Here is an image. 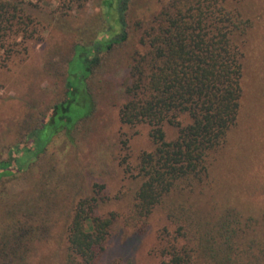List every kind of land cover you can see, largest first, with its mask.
<instances>
[{"label":"trees","instance_id":"trees-1","mask_svg":"<svg viewBox=\"0 0 264 264\" xmlns=\"http://www.w3.org/2000/svg\"><path fill=\"white\" fill-rule=\"evenodd\" d=\"M87 1L0 0V70L13 55L43 41L54 20L79 12ZM94 1L101 28L71 42L70 57H62L59 99L36 123L27 115L17 125L18 141L0 161V178L25 172L58 134L72 141L78 123L91 114L88 78L105 57L136 38L124 57L126 99L117 116L122 125L146 126L152 148L132 168L125 166L137 187L122 215L124 226L142 229L152 209L177 193L179 202L165 211L174 230L161 237L159 264H264V223L260 229L255 219L227 209L201 229L188 200L182 201L204 184L209 160L226 143L238 115L241 47L250 27L237 9L240 0H157L155 14L132 23V0ZM49 63L47 55L44 68ZM163 126L175 130L169 141ZM101 194L103 186L94 184L91 195L73 206L64 230L67 264H95L103 250L118 215L95 214ZM56 199L55 191L42 190L24 202L27 212L17 214L16 207L1 215L0 264H27L31 245L50 233Z\"/></svg>","mask_w":264,"mask_h":264},{"label":"rangeland","instance_id":"rangeland-1","mask_svg":"<svg viewBox=\"0 0 264 264\" xmlns=\"http://www.w3.org/2000/svg\"><path fill=\"white\" fill-rule=\"evenodd\" d=\"M157 7V0H132L128 21L149 19ZM237 9L250 21L241 47L238 115L225 136L226 143L209 160L204 184L182 198L188 200L186 204L201 229L227 209L255 219L260 229L264 223V0H240ZM53 22L55 28L43 33V41L28 46L25 54L13 55L0 70V161L7 159L8 148L18 141L20 121L31 115L36 123L40 114L59 99L60 70L65 68L62 57H70L71 42L90 38L103 24L94 0L87 1L79 12ZM135 40L105 57L88 78L91 114L78 123L72 141L58 134L25 172L0 178V217L16 207H20L14 211L17 214L27 212L24 202L30 203V198L42 190L56 192L50 233L31 245L27 264H67L66 224L76 201L90 196L94 184L103 186L95 214L118 215L95 264H159L156 251L161 237L171 236L174 230L165 211L179 202V194H169L155 206L140 230L124 226L121 219L137 187L130 176L133 171L125 172V166L132 168L139 154L152 148L146 126L122 125L117 116L126 99L124 57ZM47 55L50 63L44 68ZM162 129L166 141L174 137V128ZM38 183L42 184L35 188Z\"/></svg>","mask_w":264,"mask_h":264}]
</instances>
